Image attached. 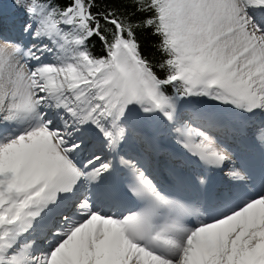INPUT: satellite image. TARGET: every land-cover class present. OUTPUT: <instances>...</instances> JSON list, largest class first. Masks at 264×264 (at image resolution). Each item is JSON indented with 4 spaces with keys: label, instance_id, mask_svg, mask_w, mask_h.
Here are the masks:
<instances>
[{
    "label": "snow or ice",
    "instance_id": "6c2138e0",
    "mask_svg": "<svg viewBox=\"0 0 264 264\" xmlns=\"http://www.w3.org/2000/svg\"><path fill=\"white\" fill-rule=\"evenodd\" d=\"M14 6L18 28L0 27V264H264V167L238 169L227 142V113L264 114V0ZM154 124L199 173L157 166ZM255 139L264 149V124ZM210 170L252 190L186 196Z\"/></svg>",
    "mask_w": 264,
    "mask_h": 264
},
{
    "label": "bare ground",
    "instance_id": "6f19581e",
    "mask_svg": "<svg viewBox=\"0 0 264 264\" xmlns=\"http://www.w3.org/2000/svg\"><path fill=\"white\" fill-rule=\"evenodd\" d=\"M215 102L211 101L210 105L206 106H212ZM227 115L231 118V123L233 128L235 129V132L233 134H230L228 137V143L236 150V157L234 159V165L238 169H246V168H254L253 171H255L257 168L264 167V149L261 148L259 141L255 139V135L259 129V127L264 124V114L260 112H256L255 115L252 116H244L243 114H235V113H227ZM154 128H157V125H153ZM157 137L161 138H169L167 135L163 132V130L159 129L157 132ZM241 143L245 144L246 149L242 151V149L239 147ZM142 145H140L138 142L131 141L128 145V151L131 150V152H136L139 150V148ZM166 146V145H165ZM138 148V149H137ZM142 148V147H141ZM137 149V150H136ZM165 165L164 161L159 162L157 165L159 168H163ZM231 167V165H230ZM210 172H220L218 170H210ZM226 174V170L224 172ZM224 186L228 184H236L240 185L242 181L238 180H230L229 176L227 175L226 178L223 181ZM239 191H244L241 187ZM196 208V206H193ZM204 217H202L203 219ZM197 217L192 216L189 218L188 223L193 224L196 223Z\"/></svg>",
    "mask_w": 264,
    "mask_h": 264
},
{
    "label": "trees",
    "instance_id": "16d2710c",
    "mask_svg": "<svg viewBox=\"0 0 264 264\" xmlns=\"http://www.w3.org/2000/svg\"><path fill=\"white\" fill-rule=\"evenodd\" d=\"M15 0H0V16H4V14H11L12 12H15L14 8ZM117 5L114 3H103L99 5L101 9L108 8V7H116ZM128 11H131V9H127ZM121 11H124V8H121ZM16 13H18L16 11ZM138 39L141 45L142 53L145 57H147L150 60H159L160 54L156 51V46L158 44V38L153 36L151 32H140L138 33ZM90 47L93 48L96 54L101 53L100 45L97 41H93L92 45Z\"/></svg>",
    "mask_w": 264,
    "mask_h": 264
},
{
    "label": "rangeland",
    "instance_id": "374dc122",
    "mask_svg": "<svg viewBox=\"0 0 264 264\" xmlns=\"http://www.w3.org/2000/svg\"><path fill=\"white\" fill-rule=\"evenodd\" d=\"M15 5V3H14ZM13 5V6H14ZM16 9L15 12H12L11 14H4L3 17H0V27L11 30L13 28H18L19 24L22 22L24 19L23 14L17 10V8L14 6ZM16 11L18 13H16ZM208 100H204L203 103L207 105ZM158 129L163 130V126L156 124Z\"/></svg>",
    "mask_w": 264,
    "mask_h": 264
}]
</instances>
